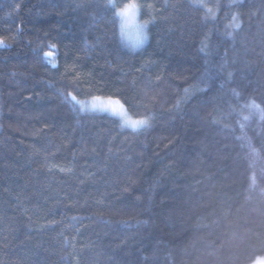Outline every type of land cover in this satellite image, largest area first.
<instances>
[{
	"label": "trees",
	"instance_id": "1",
	"mask_svg": "<svg viewBox=\"0 0 264 264\" xmlns=\"http://www.w3.org/2000/svg\"><path fill=\"white\" fill-rule=\"evenodd\" d=\"M135 3L0 0V264L264 259V0Z\"/></svg>",
	"mask_w": 264,
	"mask_h": 264
},
{
	"label": "snow or ice",
	"instance_id": "2",
	"mask_svg": "<svg viewBox=\"0 0 264 264\" xmlns=\"http://www.w3.org/2000/svg\"><path fill=\"white\" fill-rule=\"evenodd\" d=\"M193 4H196L198 0H192ZM108 4L110 7L115 9V16L120 17L121 19V34L123 35L125 29L133 24L136 20L139 6L135 3V0H130V2L125 3L123 7H116L114 0H108ZM137 31L139 33V38L137 44L142 43L143 40L147 39L146 35V27L147 22L145 24H136ZM3 44V41L0 40V45ZM45 55L50 56L51 53H45ZM55 67V65H53ZM69 95H72L69 93ZM72 99L75 100L76 97L72 96ZM93 107H96L95 101H101V97H93ZM99 106L103 109H109L112 114L120 115L123 118L124 125H130L133 129L137 128L138 126H147L149 124V117H143L141 119H132L127 115V111L125 108L124 103H122L119 99H112L108 98L106 101H103L99 104Z\"/></svg>",
	"mask_w": 264,
	"mask_h": 264
},
{
	"label": "rangeland",
	"instance_id": "3",
	"mask_svg": "<svg viewBox=\"0 0 264 264\" xmlns=\"http://www.w3.org/2000/svg\"><path fill=\"white\" fill-rule=\"evenodd\" d=\"M118 19H119V22H120L119 25H120L121 39L123 40V42H125L126 46H128L133 51H138V50L142 49L148 42V27H146V29H145L146 35H147V39L143 40L142 43L137 44V41H138V38H139V33H138L137 28H136L135 25L136 24H145V22L140 19L139 11H138V14H137L135 22L133 24L129 25L125 29V32H124L123 35L121 34V19H120V17H118ZM106 100L107 99H101V101H95V103L97 105L96 107H93V103H94L93 100H90L88 102H79L78 104H79V107L81 108V110H83V111L106 113V114H109V115H111L113 117L118 118L123 124V118L120 115L112 114L109 109H103V108H101L99 106V104L101 102L106 101ZM127 115L129 117H131L128 112H127ZM132 119H134V118H132ZM123 126L125 128H127V129L132 130V131H140V130H142V129L147 127V126H138L137 128L133 129L130 125H124L123 124ZM253 264H264V259H258Z\"/></svg>",
	"mask_w": 264,
	"mask_h": 264
}]
</instances>
